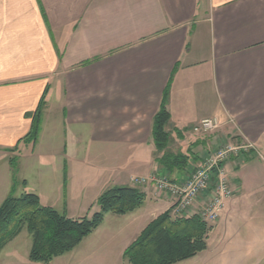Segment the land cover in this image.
I'll list each match as a JSON object with an SVG mask.
<instances>
[{
  "label": "crops",
  "instance_id": "0c3cea01",
  "mask_svg": "<svg viewBox=\"0 0 264 264\" xmlns=\"http://www.w3.org/2000/svg\"><path fill=\"white\" fill-rule=\"evenodd\" d=\"M46 89L38 139L28 143ZM164 98L169 151L200 160L220 142L254 144L224 164L235 195L217 223L228 235L264 234V0H0V205L13 191L33 192L78 218L110 187L147 195L48 264H130L126 248L173 207L154 184L133 181L166 171L153 141ZM214 116L215 134L192 133ZM190 168L169 173L177 180ZM24 230L0 264H45L29 258L31 234L25 250L14 246ZM200 254L176 264H207Z\"/></svg>",
  "mask_w": 264,
  "mask_h": 264
},
{
  "label": "trees",
  "instance_id": "16d2710c",
  "mask_svg": "<svg viewBox=\"0 0 264 264\" xmlns=\"http://www.w3.org/2000/svg\"><path fill=\"white\" fill-rule=\"evenodd\" d=\"M175 72L176 69L172 78ZM46 93L47 89L33 114L31 130L23 138L28 143L38 139ZM170 121L171 114L164 98L154 118L153 141L157 151L163 152L157 159L167 172L185 169L191 158L197 160L192 155L168 150L172 140V132L168 129ZM10 164L16 182L17 157H11ZM146 199V193L137 187L113 186L98 197L91 213L72 218L66 212L42 204L36 193L16 195L13 191L0 205V251L26 228L33 240L30 260L48 264L77 247L103 224L108 213L125 215L134 212ZM172 211L173 207L158 215L126 248L124 257L130 264H176L207 250L211 227L196 214L174 217Z\"/></svg>",
  "mask_w": 264,
  "mask_h": 264
},
{
  "label": "built area",
  "instance_id": "2783aa9c",
  "mask_svg": "<svg viewBox=\"0 0 264 264\" xmlns=\"http://www.w3.org/2000/svg\"><path fill=\"white\" fill-rule=\"evenodd\" d=\"M222 126L216 116L205 118L195 124V135L210 136ZM254 144L247 141H224L211 147L206 156L192 160L191 168L181 178L173 180L167 171L147 177H134L136 185L154 184L159 192L174 199L173 211L177 217L198 215L208 225L220 219L227 200L235 195L224 170V164L233 155L248 152ZM188 166V167H189Z\"/></svg>",
  "mask_w": 264,
  "mask_h": 264
},
{
  "label": "rangeland",
  "instance_id": "374dc122",
  "mask_svg": "<svg viewBox=\"0 0 264 264\" xmlns=\"http://www.w3.org/2000/svg\"><path fill=\"white\" fill-rule=\"evenodd\" d=\"M19 172L21 174L22 170ZM25 174H27L26 171ZM18 175L17 179H19ZM17 185H19V181ZM172 214L177 217L174 215L175 211H172ZM113 217L114 219H124L117 218L120 216ZM113 221L109 218L108 222L112 223ZM240 222L242 223V221ZM236 223L238 225V222ZM209 226L211 229L208 237V248L200 254L199 261H207V264H264V234L257 236L248 234L228 235L222 231L221 221L218 223L216 221ZM31 241L30 233L25 228L14 246H19L25 250Z\"/></svg>",
  "mask_w": 264,
  "mask_h": 264
}]
</instances>
